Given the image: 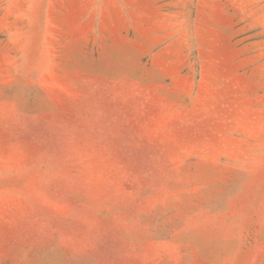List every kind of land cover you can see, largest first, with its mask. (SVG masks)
I'll return each mask as SVG.
<instances>
[{
  "label": "rangeland",
  "instance_id": "rangeland-1",
  "mask_svg": "<svg viewBox=\"0 0 264 264\" xmlns=\"http://www.w3.org/2000/svg\"><path fill=\"white\" fill-rule=\"evenodd\" d=\"M0 264H264V0H0Z\"/></svg>",
  "mask_w": 264,
  "mask_h": 264
}]
</instances>
